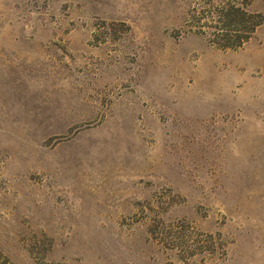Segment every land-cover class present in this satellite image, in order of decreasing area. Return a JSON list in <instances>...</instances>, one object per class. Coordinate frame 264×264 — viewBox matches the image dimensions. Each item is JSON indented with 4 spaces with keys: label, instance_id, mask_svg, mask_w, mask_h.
Returning <instances> with one entry per match:
<instances>
[{
    "label": "rangeland",
    "instance_id": "obj_1",
    "mask_svg": "<svg viewBox=\"0 0 264 264\" xmlns=\"http://www.w3.org/2000/svg\"><path fill=\"white\" fill-rule=\"evenodd\" d=\"M0 264H264V0H0Z\"/></svg>",
    "mask_w": 264,
    "mask_h": 264
},
{
    "label": "trees",
    "instance_id": "obj_2",
    "mask_svg": "<svg viewBox=\"0 0 264 264\" xmlns=\"http://www.w3.org/2000/svg\"><path fill=\"white\" fill-rule=\"evenodd\" d=\"M239 37H241V36H239ZM246 39H248V37H245V40H246ZM239 40H241V39L239 38ZM241 43H242V42H241Z\"/></svg>",
    "mask_w": 264,
    "mask_h": 264
}]
</instances>
